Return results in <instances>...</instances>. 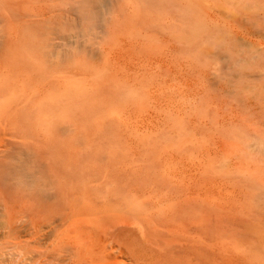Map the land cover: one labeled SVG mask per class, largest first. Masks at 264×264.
Returning <instances> with one entry per match:
<instances>
[{
	"label": "bare ground",
	"instance_id": "obj_1",
	"mask_svg": "<svg viewBox=\"0 0 264 264\" xmlns=\"http://www.w3.org/2000/svg\"><path fill=\"white\" fill-rule=\"evenodd\" d=\"M60 1L0 0L3 112L22 99L37 108L39 123L57 134L61 122L72 128L77 111L85 109L84 104L76 106L77 95L82 93L92 101L96 99L92 90L97 95L105 87L116 88L123 93L118 97L122 99L117 101L111 95L97 127L106 120L118 123L117 138L126 145L127 157L138 161L145 173L144 187L130 182L134 196L126 207L152 220L155 240L157 231L165 226L164 241L157 240L160 250L169 255L158 263L264 264V88L253 90L243 84L248 91L249 116L242 117L235 108L224 110L208 93L206 81L201 79L209 74L199 69L197 79L193 76L194 67L204 57L199 40L211 27L219 30L223 26L203 18L200 0H168L180 17L194 19L174 31L170 29L174 16L164 15L158 24L136 0H129L131 12L125 20L116 0H71L75 3L71 6ZM258 10V17L263 18L264 5ZM242 19L248 21L246 16ZM235 32L245 43H255ZM205 50L209 58H230L223 51ZM79 52L99 61L96 67L57 71L52 80L44 77L50 65L71 61ZM30 60L42 73L26 63ZM238 74L264 80V72ZM10 82L22 87L18 90L11 85L10 93L2 95ZM233 91L237 92L229 89ZM35 95L40 100L33 103ZM126 168L133 170L131 164ZM234 207L249 215V224L242 227L248 239L217 222L214 210ZM210 255L213 257L208 259ZM148 257L153 260L156 256L151 252Z\"/></svg>",
	"mask_w": 264,
	"mask_h": 264
},
{
	"label": "rangeland",
	"instance_id": "obj_2",
	"mask_svg": "<svg viewBox=\"0 0 264 264\" xmlns=\"http://www.w3.org/2000/svg\"><path fill=\"white\" fill-rule=\"evenodd\" d=\"M116 1L120 17L123 20L129 18V0ZM136 1L154 15L153 19L158 24L164 15L174 16L176 21L172 22L171 31L194 20L190 16L180 17L174 11L175 5L168 0ZM200 2L204 6L203 18L207 16L211 23L223 28L211 27L203 34L204 39L199 40L204 57L194 67L193 76L197 77L199 69L209 74L201 79L206 81L208 93L226 107L224 110L235 108L242 117H248L245 100L248 91L242 86L246 83L255 88L253 90H259L264 88V80L260 77L246 79L238 73L264 72V17H258V8L264 5V0ZM60 4L71 6L72 1L61 0ZM244 16L253 26L242 19ZM235 31L255 43H245L236 37ZM214 40H218V45ZM204 49L206 52L223 51L230 58H209ZM98 62L88 53L79 52L71 61L50 65L44 77L52 80L57 71L91 70ZM26 63L37 73H42L34 60ZM233 73L235 77H232ZM11 85L22 87L21 83L10 82L2 95L10 93ZM230 88L237 92H229ZM92 91L91 96H96L92 101L86 100L82 93L79 97L77 95L76 102L79 103L76 106L84 104L85 109L77 111L76 125L74 123L72 128L67 129V123L61 122L57 134H51L41 125L35 117L37 108L24 104L22 99L18 104H12L9 111L3 112L0 108V264H160L169 255V251L159 248L160 241H164L167 234L162 231L165 226L157 231L155 240L152 220L148 221L126 207L134 196L129 188L130 182L144 187L147 178L139 169L138 161L132 162L127 157L126 145L117 138L118 123L106 120L102 127H97L98 116L109 105L110 98L113 96L120 101L119 94L123 93H117L113 87H105L97 95L95 89ZM20 92L23 93L22 90ZM49 92L51 88L46 94ZM39 100L40 97L35 95L32 102ZM127 164H131L133 170L127 169ZM214 214L219 225L226 229L229 227L237 236L242 234L241 237L247 236L248 239L243 228L250 222L249 215L237 207L219 208L214 210ZM155 220L161 223L159 218ZM235 220L237 223L233 225ZM242 220L246 222L243 224ZM151 252L156 257L146 259ZM211 257L213 255L208 259Z\"/></svg>",
	"mask_w": 264,
	"mask_h": 264
}]
</instances>
